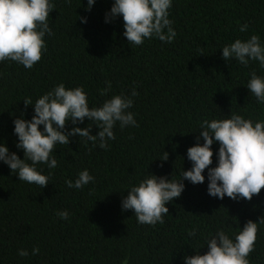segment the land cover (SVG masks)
I'll use <instances>...</instances> for the list:
<instances>
[{
	"label": "trees",
	"instance_id": "obj_1",
	"mask_svg": "<svg viewBox=\"0 0 264 264\" xmlns=\"http://www.w3.org/2000/svg\"><path fill=\"white\" fill-rule=\"evenodd\" d=\"M51 35L46 50L31 69L15 61L0 62V143L23 159L17 147L14 120H30L33 103L63 83L82 86L89 107L122 94L133 99L128 109L138 127L114 126L115 140L109 148L93 146L74 135L68 145L57 144L50 154L57 167L37 164L48 176L41 188L20 181L18 174L0 161V264H184L185 255L208 251L207 239L218 229L233 240L249 219L258 223L249 264H264V189L259 195L233 200L210 196L205 181L184 180L181 196L167 204L164 223L140 224L133 210L122 211V198L133 186L152 174L180 181L192 167L187 149L204 143L200 133L204 120L230 118L232 113L264 121V104L247 88L250 73L264 77L258 61L248 66L235 58L226 61L222 48L235 39L257 34L264 45V0H172L169 19L177 35L171 43L158 38L142 45L127 42L122 16L106 22L114 0H50ZM81 18H86L82 22ZM247 31L241 32V25ZM167 29H165V32ZM111 88L106 94L101 92ZM135 89L138 95L131 96ZM92 126L66 122L63 131ZM43 130V125L40 126ZM213 149L212 167L218 161L219 143ZM165 151L168 159L162 161ZM31 163L30 161H28ZM87 169L94 180L83 188H69ZM67 210L68 219L57 213ZM196 229V235L189 231ZM39 248L37 255L32 249ZM26 249V257L18 250Z\"/></svg>",
	"mask_w": 264,
	"mask_h": 264
},
{
	"label": "clouds",
	"instance_id": "obj_2",
	"mask_svg": "<svg viewBox=\"0 0 264 264\" xmlns=\"http://www.w3.org/2000/svg\"><path fill=\"white\" fill-rule=\"evenodd\" d=\"M94 3L95 0H88L87 8L90 10ZM171 7L172 0H114L106 13V22L122 16L123 35L132 45H142L146 38L153 37L171 43L177 35L169 19ZM53 9L55 5L50 0H0V62L15 61L28 69L38 63L46 50L44 37L52 34L48 18ZM81 20L86 22V18ZM247 28L248 25L243 24L239 30L245 32ZM222 57L226 61L235 58L244 66H248L250 61H258L260 67L264 68V45L257 34L247 40L237 38L222 48ZM110 88L109 82L108 89L103 90L101 95ZM247 88L258 103L264 104V77L252 71ZM137 95L138 92L133 89L131 96ZM24 103L26 107L34 105V115L30 120L23 117L14 120L17 147L23 149L24 158L21 159L16 152L10 153L6 145L0 143V161L18 174L20 181L41 188L48 185V176L41 174L35 165L47 164L49 169L56 168L57 159L50 154L57 144L68 145L70 137L78 134L91 141L93 146L99 140V147L106 150L109 148L107 141L116 138L113 129L117 122L121 129L129 125L138 127L134 114L128 111L133 106V99L122 94L106 99L102 106L90 108L82 86L66 88L60 83L35 103L30 98L25 99ZM85 118L99 128L97 134L91 133L92 126L63 131L67 121L71 120L75 125ZM200 130L197 141L202 137L204 143L198 142L187 149L192 167L183 170L182 179L176 181L154 174L145 177L138 186L127 190V196L122 198V211L133 210L140 224H162L163 216L169 213L167 204L180 197L184 190L183 181L204 183L203 173L206 169L210 196L221 200L227 196L233 200L250 201L254 195H259L264 189V121H253L232 113L230 118L202 121ZM214 141L219 143V149L217 164L212 167L214 153L211 146ZM168 155L165 151L161 160H167ZM93 180L94 177L85 169L74 183L68 179L66 184L69 188L80 189ZM57 214L62 219L69 216L67 210ZM258 222L264 223V218ZM196 231L190 230L189 235L195 236ZM257 232L258 223L251 219L237 230L234 240L220 228L207 239L208 251L185 255L184 264H249L248 256L254 251ZM38 253L39 248L34 247L32 255ZM18 255L26 257L29 253L26 249H20Z\"/></svg>",
	"mask_w": 264,
	"mask_h": 264
}]
</instances>
